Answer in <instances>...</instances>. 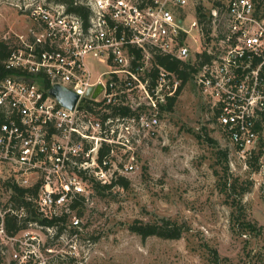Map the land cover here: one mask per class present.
Here are the masks:
<instances>
[{"label": "built area", "instance_id": "2783aa9c", "mask_svg": "<svg viewBox=\"0 0 264 264\" xmlns=\"http://www.w3.org/2000/svg\"><path fill=\"white\" fill-rule=\"evenodd\" d=\"M79 3L87 20L63 4L36 3L33 40L22 38L5 62L13 72L0 81V257L8 255L7 264H85V206L99 188L136 173V143L159 132L163 107L183 90L157 56L192 64L204 51L212 56L194 84L264 191V0H225L219 31L209 36L190 0ZM205 37L214 51L202 50ZM56 85L79 96L74 109L50 94ZM16 188L25 190L19 199ZM7 217L20 228L10 233Z\"/></svg>", "mask_w": 264, "mask_h": 264}, {"label": "rangeland", "instance_id": "374dc122", "mask_svg": "<svg viewBox=\"0 0 264 264\" xmlns=\"http://www.w3.org/2000/svg\"><path fill=\"white\" fill-rule=\"evenodd\" d=\"M55 2L0 0V41L17 46L22 38L33 40L36 3ZM224 2L190 0V10H217L212 33L218 32ZM213 43L206 38L202 50L214 51ZM160 121L156 135L136 143L139 167L126 177L128 187L101 189L85 206L90 242L85 264H264V191L215 124L193 79ZM166 220L186 228L180 239H143L130 230L135 221ZM0 261L7 264L8 255Z\"/></svg>", "mask_w": 264, "mask_h": 264}, {"label": "trees", "instance_id": "16d2710c", "mask_svg": "<svg viewBox=\"0 0 264 264\" xmlns=\"http://www.w3.org/2000/svg\"><path fill=\"white\" fill-rule=\"evenodd\" d=\"M80 1L81 0H57L55 4H60V5L63 4L66 6L68 13L77 14L87 20L90 14L89 10L84 5L80 4L79 3ZM76 3L78 4L76 5ZM196 14L199 23L203 27L205 35L209 36L212 32V21H213L212 11H206L203 6H198L196 9ZM14 46L15 45L9 40L0 41V81L5 77L13 74L12 71L6 70L5 62L9 58L10 53ZM137 54L139 56V53ZM211 57H212L211 55H209L206 51H204L203 54L198 56V60L193 64L191 61L185 62L177 59H171L165 56H157L155 62L160 66L164 67L165 69L178 74L179 77L182 78L183 85L181 89H183L184 86L190 80L193 79V75L198 71L199 67L202 66L206 61H209ZM178 98H179V93L177 94L176 97L171 98L168 101L167 106L163 107L162 111H168V112L173 111V108ZM115 185L116 186L119 185L126 188L129 185V180L127 178L121 177L117 182L111 185L103 186L102 188H99L98 191L100 192L101 189L102 190L111 189ZM16 193H17V198L19 199L20 196L24 195L25 190L16 188ZM238 210L240 213H242L243 207L239 206ZM242 215L243 217H245L244 213L241 214V216ZM32 216H34V214ZM34 218H36V221H39L37 214L32 219ZM50 223L51 222H48V224ZM5 224L10 233L20 228L15 218L7 217L5 220ZM243 227H245V225H243ZM130 230L131 232L137 234L143 239H146L148 237H159L166 240H177L182 237L183 233L186 231V228L183 225H179L178 223L172 222L170 220H166L162 224L142 223L139 221H135L130 226Z\"/></svg>", "mask_w": 264, "mask_h": 264}, {"label": "water", "instance_id": "95a60500", "mask_svg": "<svg viewBox=\"0 0 264 264\" xmlns=\"http://www.w3.org/2000/svg\"><path fill=\"white\" fill-rule=\"evenodd\" d=\"M99 90H101V87L99 88ZM90 93V91H89ZM50 94L55 97L58 102L63 106L66 107L68 109H74L79 96L76 95L74 92L60 86V85H56L54 86L51 91Z\"/></svg>", "mask_w": 264, "mask_h": 264}]
</instances>
